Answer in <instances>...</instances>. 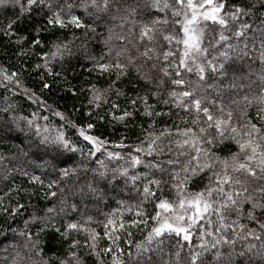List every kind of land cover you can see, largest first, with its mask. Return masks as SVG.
I'll return each instance as SVG.
<instances>
[{"label":"snow or ice","instance_id":"obj_1","mask_svg":"<svg viewBox=\"0 0 264 264\" xmlns=\"http://www.w3.org/2000/svg\"><path fill=\"white\" fill-rule=\"evenodd\" d=\"M9 5L19 6L21 13L31 11L33 6L47 7L51 11L47 23L61 29L71 25L95 32L91 24L83 23L81 17L71 11L74 7L81 8L89 17L112 22L113 27L108 29L103 43L111 52L114 36L122 42L115 62L96 61L94 68L102 73L114 69L118 80L131 66L147 82L155 79L152 71L158 69L173 86L168 92L169 100L164 103L170 102L174 108L191 116L190 123L187 116L181 117L185 127L177 125L175 135L168 127L159 132L145 130L144 138L133 146L135 154H127L126 166L109 170L98 160L97 164L103 170L93 168L92 179L84 183H67L77 176V167L60 168L65 186L59 187V191L66 196L79 195L82 199L91 196L100 201L115 188V185L112 189L107 185H112L113 181L119 183L118 178H121L125 185L131 183L138 197H142L137 204L123 209L130 213L135 210L131 219H124L120 208L107 215L104 236L111 241L107 247L98 248L99 233L86 226L87 221L92 220L90 216L85 224L67 223L60 234L67 238L70 231L86 232L85 246L96 257L97 264H105L101 252L110 256V264H264V13L260 25L253 27L243 18L252 16L255 4L229 6L225 0H80L78 5L65 0L56 5L55 10L46 0H26V3L0 0V8ZM259 6L264 8V0H259ZM13 23L8 22L6 33ZM126 26L128 35L123 34ZM115 27L122 31L114 33ZM137 27L138 34L133 32ZM161 39L167 47L160 43ZM32 43L41 42L34 39ZM52 49L44 56L63 59L65 55H72L68 43L54 42ZM121 57H124L123 61ZM161 60L164 63L158 67ZM257 60L261 67L259 71H252L250 65ZM245 62L249 64L247 71ZM15 75L5 73L4 79L11 81ZM162 82L159 79L157 87ZM115 83L112 81L106 89L93 85L90 103L104 99ZM43 86L49 87L48 84ZM116 94L121 95L118 90ZM137 100L144 104V115H161L153 113L147 96H137L130 102L135 106ZM112 107L118 108V105L113 103ZM253 107L255 113L251 115L247 110ZM237 111L239 115L234 121ZM55 115L63 119L61 113ZM131 115L132 112L124 110L113 118L123 121ZM27 124L29 128L33 127L32 120H27ZM93 127L89 123L78 129L79 136L91 145L89 156H95L106 143L88 134L87 130ZM42 131L47 133L49 130L36 124L35 134L39 140L27 145L30 150L51 149L57 156L77 151L83 154L62 131L54 137L42 135ZM221 147L226 153L223 156L215 151ZM20 151L21 155L28 156V152ZM107 156L124 159L120 152H107ZM3 160L0 156V161ZM141 165L144 172L130 173V169ZM31 179L44 183L36 175ZM197 179L207 182L194 191L189 186ZM138 181L142 187H137ZM59 184V180H53L48 188ZM165 190L173 194L171 198L165 195ZM56 194L50 192L52 196ZM146 202L153 205L151 215L143 207ZM60 203L67 204V200L62 199ZM118 203L123 207V201ZM70 207L73 211L78 210L76 203ZM55 211L47 208L44 215H34L26 220L24 230L12 229L23 242L2 249L4 252L12 249L10 260L5 256L2 264H37L34 257L40 256L41 249L33 240L28 225L30 222L38 224L36 235H39L46 227L54 226L50 225V214ZM16 212L17 208H13L12 213ZM133 228L144 234L142 240L133 242ZM118 230L126 234L123 242L128 245L127 249L121 247ZM78 244L79 241L73 240L67 258L59 259L58 264H82L75 250Z\"/></svg>","mask_w":264,"mask_h":264},{"label":"trees","instance_id":"obj_2","mask_svg":"<svg viewBox=\"0 0 264 264\" xmlns=\"http://www.w3.org/2000/svg\"><path fill=\"white\" fill-rule=\"evenodd\" d=\"M47 2L52 3V10H55V6L63 4L65 0H46ZM67 2L78 5L80 0H67ZM225 2L229 6L241 7L255 4L256 8L252 16L243 19L253 27L260 25L264 8H260L259 0H225ZM21 3H26V0H21ZM65 11L67 12L68 9L65 8ZM71 11L81 17L83 23L91 24L95 32L90 30L86 32L85 29H77L71 25L61 29L58 25L48 24L47 18L51 15V11L44 6H33L31 11L24 13L20 12L19 6L9 5L7 8H0V70L8 75L16 74L11 81L3 80L4 77L0 78V129H11V131H0V156L4 157V160L0 161V264L5 256H8L9 260L11 258L12 249L9 248L8 252H4L2 249L5 246L23 242V238L13 233L12 229H16L17 232L24 230L26 220H30L34 215H44L47 208L56 210L55 213L50 214L52 216L50 225L54 226L46 227L43 232L36 235L39 225L34 222L28 225L33 240L38 242L41 249L40 256L34 257L37 264H58L59 259H66L69 245L73 240L79 241L75 250L82 264H97L96 257L91 255L90 249L85 246L87 233L70 231L65 238L60 233L64 231L66 224L69 222L85 224L87 217H92L91 221H87L86 226L99 233L98 248L107 247L111 243L108 237L104 236L107 215L112 213L113 209L120 208L124 219H131L135 210L130 213L123 209L137 204L142 197H138L131 183L125 185L121 178H118L119 183L113 181L112 185H107L110 189L115 185V188L100 201L91 196L84 199L79 195L66 196L59 191V187L65 186L59 169L77 167L79 169L77 176L72 177L67 183L71 184L72 181L84 183L92 179L93 168L103 170L97 164L98 160L103 161L109 170L126 166L127 154L129 152L135 154L133 146L144 138L145 130L159 132L168 127L172 128L175 135L177 125L181 128L185 127L181 117L187 116L189 123L191 121V116L174 108L170 102L164 103L165 100H169L168 92L173 86L158 69L152 71L155 79L147 82L131 66L118 80L114 69L102 73L98 68H94L96 61L115 62L116 52L122 42L114 36L111 41L112 50L109 52V46H106L103 40L108 36V29L113 27V23L106 19L98 20L95 16L89 17L79 7H74ZM10 20L14 23L6 33L5 28ZM127 27L123 30L124 35H128ZM121 31L118 27L113 28L114 33ZM133 32L138 34V27L134 28ZM251 35L252 33L249 32V36ZM34 39H39L41 43L34 45L32 43ZM129 39L135 42L132 36H129ZM54 42L68 43L72 55H65L63 59L44 56V53L53 50ZM160 43L167 47L162 39ZM120 59L123 61L124 57ZM163 63L162 60L158 62V67ZM250 67L252 71H259L261 65L257 60ZM244 68L245 71L248 70L247 62ZM159 79L163 82L157 87ZM17 81L19 84L16 83ZM112 81L116 83L106 97L96 103H90L92 86L106 89ZM44 84H48L49 87L45 88ZM117 90L121 95L116 94ZM137 96H147V103L153 106V113L159 112L161 115H144L142 102L137 100L135 106L130 102ZM113 103L118 105V108H113ZM124 110L132 112V115L123 121L113 118L120 116ZM247 111L254 115L255 108ZM56 112L61 113L63 119L55 115ZM238 115V111L234 113V121ZM21 117L26 119H20ZM44 117L47 119L45 120ZM27 120L33 121L32 128L28 127ZM89 123L94 127L87 130L88 134L106 142L95 156L87 155L91 145L78 134V129L86 127ZM36 124H39L41 129L48 128L49 131L47 133L42 131V135L54 137L62 131L69 141L82 149L83 154L77 151L57 156V153L51 149L42 148L39 152L30 150L27 145L39 140L35 134ZM149 125L153 127L150 128ZM164 143L167 144V139ZM121 144L124 147H120ZM20 149L28 152V156L21 155ZM233 150H235L234 146ZM215 151L221 156L226 154L222 147ZM107 152H120L124 159H109ZM144 171L142 165L130 169L132 174ZM25 172L28 175H24ZM33 175L39 176L44 183L32 181ZM109 176H111L110 171ZM53 180H59L60 184L49 189L48 184ZM206 182V179H197L189 187L194 191L199 190ZM137 187H142L139 181ZM52 191L57 193L56 196L50 195ZM165 195L171 198L173 194L165 190ZM62 199H66L67 204H61ZM119 201L124 202L123 207L118 203ZM73 203L78 205L77 211L71 209L70 205ZM18 205L23 207L20 208ZM143 207L147 214L153 213L151 203L146 202ZM13 208H17L15 214L12 213ZM62 208L64 211H61ZM140 227L143 228V225ZM109 228L111 229V226ZM131 231L133 242L143 239L144 234L141 231L135 228ZM117 235L120 236L121 247L127 249L128 245L123 242L127 238L124 231L118 230ZM193 242H196L195 234ZM101 258L104 259L105 264H110V256H105L101 252Z\"/></svg>","mask_w":264,"mask_h":264},{"label":"rangeland","instance_id":"obj_3","mask_svg":"<svg viewBox=\"0 0 264 264\" xmlns=\"http://www.w3.org/2000/svg\"><path fill=\"white\" fill-rule=\"evenodd\" d=\"M4 74H5V72L0 70V78L4 77ZM2 79L5 80L4 78H2Z\"/></svg>","mask_w":264,"mask_h":264}]
</instances>
